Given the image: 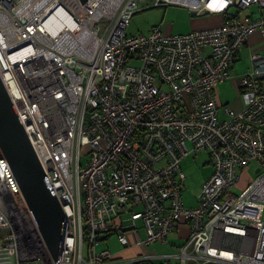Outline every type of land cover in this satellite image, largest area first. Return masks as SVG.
Masks as SVG:
<instances>
[{"label":"built area","instance_id":"1","mask_svg":"<svg viewBox=\"0 0 264 264\" xmlns=\"http://www.w3.org/2000/svg\"><path fill=\"white\" fill-rule=\"evenodd\" d=\"M69 1L0 0V79L64 214L55 262L0 150V264H122L127 258L96 251L106 235L146 248L166 243L180 223L189 231L174 253L134 261L264 264V56L250 52L236 80L240 111L217 99L248 37L264 35L263 16L229 10L263 9L264 0H200L226 14L222 24L171 35L160 26L126 33L145 0H104L113 12L103 15L90 0H71L80 10L68 11ZM57 14L77 38H50ZM201 152L212 172L186 207L180 162ZM249 169L254 177L236 191Z\"/></svg>","mask_w":264,"mask_h":264},{"label":"water","instance_id":"2","mask_svg":"<svg viewBox=\"0 0 264 264\" xmlns=\"http://www.w3.org/2000/svg\"><path fill=\"white\" fill-rule=\"evenodd\" d=\"M84 4L87 0H78ZM208 13V12H207ZM0 150L32 215L37 232L57 262L61 251L63 211L14 114L0 79ZM108 236L106 235L105 238Z\"/></svg>","mask_w":264,"mask_h":264},{"label":"crops","instance_id":"3","mask_svg":"<svg viewBox=\"0 0 264 264\" xmlns=\"http://www.w3.org/2000/svg\"><path fill=\"white\" fill-rule=\"evenodd\" d=\"M146 5H150L151 7H154V8H162L163 13L165 15H168L170 11L177 12L175 19H172L170 23H160L158 25L160 26L161 32L165 35L185 34V33H189L194 30H202V29H207V28L218 27L222 24L224 17L226 15L225 13L196 14L194 11L188 10L187 8L182 7V6L173 5V4L153 5L152 1L151 3L146 4ZM169 6L183 8L186 11L182 9H174L173 7L169 8ZM255 8H256L255 13H258L256 17H261V16L264 17V8L259 9L258 6ZM250 10H251V6L248 9L243 10V11L245 12V15H250L252 17H255L254 13L250 12ZM240 12L241 11L231 12V9L229 10V13H232L235 15H241ZM156 26H153V27H156ZM253 51L258 52L260 55L264 56V35L260 33L259 31H255L248 37L246 43L244 44L242 49L237 54V57L231 67L230 79L222 81L218 84L217 99H218L220 106L229 105L235 111H240L242 109L243 101L241 97H239V91L237 88L236 80L237 78L242 76L247 71V69L250 67L251 65L250 52H253ZM205 53H208V50ZM263 84H264V80H263ZM207 166H208L207 168H209L210 170H209V175L205 178V180L210 176L212 172V166H211L210 161L207 162ZM239 174H240V180L237 183L236 191L244 189L249 184L252 178L250 174L254 175V171L253 169L242 170L239 172ZM142 231H143L142 229H139V232H142ZM188 231H189L188 225L185 223H180L172 231V233L168 235V237L173 238L172 240L170 239L171 241L176 242V244L171 243L174 245L172 246L173 252L171 253L175 252V247L180 246L181 244L185 242ZM107 238L105 240H107ZM130 240L133 243V240L132 239ZM134 248H139V246L132 244V246H129L128 248H123L124 250L121 249L117 251V253H112V252L111 253L113 257H123L122 255L129 252L130 249L134 251ZM125 258H128V256L126 255Z\"/></svg>","mask_w":264,"mask_h":264},{"label":"rangeland","instance_id":"4","mask_svg":"<svg viewBox=\"0 0 264 264\" xmlns=\"http://www.w3.org/2000/svg\"><path fill=\"white\" fill-rule=\"evenodd\" d=\"M71 1V0H70ZM111 3H117L116 0H111ZM145 5L140 6L136 13H134L129 20V24L126 29V33L128 35H146L148 34L153 28V26H158L160 23H170L172 19H175L177 12L170 11L168 15L163 13L162 8H154L150 5H146L151 3L150 0H145L143 2ZM173 7L174 9H182L183 8ZM257 5L251 6L250 12L254 13L256 17L258 13L256 12ZM168 8V7H167ZM231 12H237L236 7H231ZM249 12V11H248ZM241 15H245L244 11L240 12ZM156 26V27H157ZM222 113V112H221ZM222 119V116L220 117ZM208 154L206 152H201L197 154L195 158L187 157L180 162V167L183 170L184 174L186 175V182L184 184V189L182 190L181 197L182 201L186 207H194L197 205L196 196L199 193L200 187L203 184L205 178L209 175V168H207ZM251 177H254L253 174H250ZM236 190V188H235ZM234 193H237L234 191ZM140 225V222H138ZM142 238L145 237V232H140ZM173 238L168 237L166 239V243L163 245L160 243H153L146 248H134V251L130 249L129 252L122 255L123 257H115L116 259H123L128 256L126 260L129 262L124 261L122 264H158L160 260L152 259V260H144L142 262L134 261L137 257L143 255H154V254H163L168 253L170 254L173 252V244L176 242L171 241ZM116 246V247H115ZM132 246V245H131ZM104 249L110 250L112 253H117L119 250H124L122 246L117 243V238L115 235H111L107 238V240L100 241L99 244L96 246V251L100 252Z\"/></svg>","mask_w":264,"mask_h":264},{"label":"bare ground","instance_id":"5","mask_svg":"<svg viewBox=\"0 0 264 264\" xmlns=\"http://www.w3.org/2000/svg\"><path fill=\"white\" fill-rule=\"evenodd\" d=\"M56 1H58V0H56ZM64 1H66V0H64ZM170 1L176 2V3H180V4H192L194 6H197L200 0H170ZM69 3L71 5L74 4V6L76 4V2L73 3V2H70V1H69ZM78 3L80 5H82L79 1H78ZM199 5H198L199 6V10L195 11L196 14H209L207 12L210 11L212 5H210V6L207 5L206 6V5L203 4V2H200ZM220 5L221 4L214 3L213 4V8H217ZM178 6H182V5H178ZM87 7H88V9H91V10L92 9L99 10V12L102 15L103 14H106V13L113 12V9H112L111 5L108 4V3H104V0H90V2L87 4ZM182 7H185V6H182ZM63 8H65L66 10L71 11L73 13H75L76 11H79L80 10V7L78 5H76L73 9H70V8L64 7V6H63ZM185 8L188 9L189 7L186 6ZM188 10H190V9H188ZM91 19L92 18L88 17L87 20L84 23L85 24L84 31L86 33H88V34H90V31H89L90 28L89 27H90V20ZM59 20H61V18H60V15L57 14V15L53 16V18L50 20V22H48L47 25H46L47 26V29H48V32L50 34V38L51 39H54V38L55 39H59L60 35H62V37H64V38H66V37H68V38H70V37L71 38H77L78 37L77 36L78 33H74L73 36H71L70 33H68V32L65 31V28H68L69 26H71L69 23H67L68 26L65 27V25L63 24V22H61ZM92 21L95 23L96 22V19H94ZM194 31H196V30H194Z\"/></svg>","mask_w":264,"mask_h":264},{"label":"trees","instance_id":"6","mask_svg":"<svg viewBox=\"0 0 264 264\" xmlns=\"http://www.w3.org/2000/svg\"><path fill=\"white\" fill-rule=\"evenodd\" d=\"M237 14V13H236ZM235 15V14H234Z\"/></svg>","mask_w":264,"mask_h":264}]
</instances>
